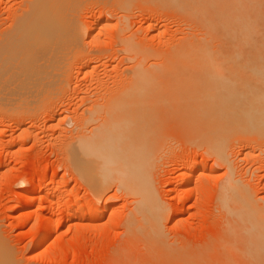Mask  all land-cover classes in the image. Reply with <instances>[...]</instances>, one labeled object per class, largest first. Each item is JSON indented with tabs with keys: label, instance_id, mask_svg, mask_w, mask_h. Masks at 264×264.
<instances>
[{
	"label": "rangeland",
	"instance_id": "374dc122",
	"mask_svg": "<svg viewBox=\"0 0 264 264\" xmlns=\"http://www.w3.org/2000/svg\"><path fill=\"white\" fill-rule=\"evenodd\" d=\"M159 1L161 0H131L130 3L127 2L128 5H124L125 2L123 0H76L74 1L75 3L72 2L74 3V6L71 3L72 11L74 9V16L72 15V20L76 19L75 22L77 21L79 26L82 25L84 27L86 35H84L82 38L78 49L72 53H69L71 56L67 55V57H69L67 60H65L66 65L64 64V71L66 73H63L67 76V79L65 81L63 80L64 84H61V81H59L62 79L61 77L55 79H59L57 82V84L60 83L57 86L58 88L55 87L57 84L53 82L54 86H51L52 90L49 88L46 93L40 94L39 91L44 90L45 88L43 86L44 82L39 81V83L33 85L32 89L29 91H25L23 88H19L20 90L13 89L15 86L9 84L6 81V77H2L0 74V104L2 105L3 99L10 96H13L15 100V104H13L14 106H12L10 109L9 107L11 106H6L5 108L4 104V108L0 107V246L2 250L6 252V258L9 256V261H5L4 263L129 264L133 263V261L137 258L140 259L142 255H145V253L147 255L152 254L151 251L154 252L153 254H163L165 251H178L177 253L185 255H187V252L190 251L188 254L194 253L195 255V253L198 254L199 251L203 252L204 249L208 248L210 244L219 240L218 234L222 239L224 238L226 240L228 238L227 234L229 236V233H226V229L220 233V228H227L232 222L233 218L236 217V212L223 213L220 209V201L218 200L217 195L220 187L222 185L224 186L227 181V178L224 176L225 168L223 166L214 164L213 156L208 154L211 148H207V141L206 144H204L199 142L200 138H198L199 141L197 140L198 142H195L194 137H197V133L201 135L200 131L202 132V129L198 131L199 129L197 130V128H195L198 131L196 132L194 127H192L190 122H188L190 121L188 120V117L190 118L191 113H189L188 116L186 115L188 111L185 109L187 104L185 102L187 100L184 102L183 99L185 97L183 95L186 94H183L181 97H179V100H177L178 98L175 92L180 91L176 88L179 84L178 80H181V84L186 82L183 85L186 87L185 85L187 82H190L188 79H192L196 76L201 78L200 75L204 76L206 72L207 75H209L210 72L206 70L207 68L205 69L203 67H196L197 70L196 68L193 70L199 72V75L194 71L193 75L189 78L187 77L188 79L186 81L185 76L189 70V68H187L188 63H186L185 65L187 66L186 68L188 70H186V68L185 70L187 73L183 70L185 65H177L178 68H175L177 66L173 65L172 67H174V71L171 75H175L168 79L167 77H169V75L165 77L166 73L162 72L163 68L159 67V65L162 64L161 66H163V62H165V66L163 67H166L172 63L169 62L170 59L173 60V57L171 58L172 55L168 54V57L170 56L168 62V58L166 59L168 48L170 45L174 46L179 43V39L182 38L183 31L186 33L187 31L192 32V26L194 25H192V19L187 17V20L184 18L185 16L182 15L181 11L177 12L173 8L161 6L162 1L160 3ZM22 3L23 0H0V54L5 36L3 34L8 32L9 28L7 27L11 25L10 22L12 20V13L15 12V10H18L20 8L19 5ZM118 5H122V7L127 8V11H121ZM148 23L155 25L152 31L147 28ZM86 27H89V29H86ZM187 28H190L191 30H188ZM190 33L188 32V34ZM218 37L219 36L217 35V41H215L216 43L218 41L220 42L221 40V37H219L220 39ZM122 40H124V42H122ZM215 42L214 46L216 49H218L219 47L217 46H219V44L221 45V42L219 44H216ZM127 44L130 45L129 47L132 46L131 48H133L134 51L130 52L131 48H128L126 52H122L124 45ZM128 50H130L129 53ZM135 52L137 53L134 55ZM138 53L140 54L138 55ZM141 54H143V56ZM126 57L133 58V61H130V59H127ZM140 57L141 62H143L142 59H146L145 62L141 63L142 65H138L140 62L137 60H140ZM155 61H160L157 62L159 68L154 66L157 65L154 63ZM136 62H138L137 65L135 64ZM230 64L234 67L230 68L232 66H227L225 64L219 71H222L220 72L222 74H220L221 77L224 73L228 76L229 80L225 79V81L228 80L230 84H227L226 86H233L234 94V89L237 88L239 92L240 88L238 89V87H241V85L237 84H240L241 80L243 81L247 78V75L245 74V79L239 78L240 81L237 82L236 80L239 79L235 76L239 77V75H236L234 71H236V68H241V70H243L245 73L246 70L247 72L249 71L248 69L252 65H244L243 68V65L240 66L237 64L239 67H236V63L233 65V63L230 62ZM135 65L138 67H135ZM139 66H143L144 68L142 69L146 68L150 72L149 74L152 76L150 79L155 78L156 80H159L160 78L161 82L158 81V84L163 82L162 84L164 87L167 83L164 91L166 94L170 91V94H173L174 96L172 98V96L169 94L172 100L171 98H167V95L165 98V94L163 93L164 91L162 89V94H160L159 90V94L155 92L154 95L152 94L147 97L144 96L146 98H143L144 100L142 99V95L144 94L136 96L137 98L128 94L129 97L131 96V98H135L134 101L131 100L130 103L127 102L128 100L130 101L129 97L127 101L124 99H119L129 104L126 108L128 112H124V106V110H122L124 112L123 121L127 122V126L126 124L124 125L127 128V132L129 131L128 133L130 136L133 134L131 131L134 132V137L131 136L134 139L131 138V141L133 139L134 141H132V144H136L132 146H137L139 148V145H142L141 142L143 141V145L146 144V150L145 148L144 150L146 153L149 152L151 154L148 156V154L145 153L146 156H148L146 157L144 156L145 154L141 153L143 154L141 158L146 157V159L149 158L148 161L151 160L148 162V164L146 161H142L143 163L146 162L144 167L149 165L147 168H143V170H145L144 172L146 173L144 176H147L146 182L150 185L148 187L152 189V191L150 189L151 192H149L150 194L153 193V196L156 195L157 201L159 200V202H161L160 206L164 209V213L167 212V218L164 219V221L159 220L162 227V235H160L158 238L151 237L153 241L148 240L151 239L150 237H148V239L145 238L146 240L142 238L143 234L141 233L142 230L140 227V222L138 223V218L135 214L134 207L136 204V199H138L139 196L134 197V194L132 191H130L133 194L131 196V193L127 191L128 189L124 187L121 189L120 186L113 184L108 189H106L104 193L95 195V197L89 192L86 183L77 177L76 170L73 171L74 168H70L71 165L68 162L72 158V152L70 150L72 140L74 141V138H76V135H79L80 132L82 135H84L82 136L83 138L85 137V134H87L86 137L91 136L88 135L90 133L96 134L97 131L93 130L96 128V125L98 124L97 129L99 128L100 130L101 125L105 124L103 121L106 122V120L109 119L107 118V115L110 113L107 114L108 109H106V107L110 108L108 111L110 112L111 109H113L112 103L115 101L116 103L113 104V106H115L114 110L118 111L117 108L119 107L116 108V104L119 100L116 101L118 98L115 97L120 94V92H128V90L129 92H132L137 90L136 92H132L136 93L135 95H137L139 90L135 87L137 85L136 82L135 84L132 82V84L135 85L134 90L126 89V87L130 84L129 82L132 81L131 78L134 77H131V75L134 74L132 72H135L134 68L141 69ZM170 66L171 65H169V67ZM182 66L183 69H181ZM132 67L134 68L131 69ZM247 67L248 69H246ZM191 68L193 67H190L189 72L191 71ZM201 68L202 71L204 69L203 72L200 71ZM225 69H227L229 73L234 72L235 76L233 73H231L233 75L228 74L227 70L225 72ZM252 69L250 67V70ZM158 70H161L160 72L164 74H159L160 76H158L157 74L160 73ZM142 71L139 72V74L142 73ZM192 71L190 74H192ZM147 72L146 74L149 76ZM201 72L202 74H200ZM212 72L211 74L213 75L216 73ZM240 72L243 74L242 71ZM250 72L251 71H249V73ZM136 73H138V71ZM139 74L134 75H137L138 77L144 75L142 73L139 76ZM161 75H163V79H166V81H169L170 79H172V81H174L173 79H178L176 81L177 85L175 86L173 84V86H175L173 88L177 90L173 89L168 81H162ZM207 75L206 77L209 79L210 77L215 78L219 75V73L218 75L215 74V77L212 75L208 77ZM64 76L62 77L64 78ZM232 76L234 79H232ZM249 76L250 78L248 77L249 80H247L250 82L251 78L253 79V77H251L250 74ZM142 77L143 76H141V78ZM206 77L204 76L205 79ZM224 77L225 76H223V79L220 80L223 81V83H225ZM128 79H130V81ZM156 80H154V82ZM199 80L200 79H198V81ZM209 80L211 82L212 80L215 81V79L212 78ZM232 80H234L235 85L234 83L232 84ZM247 80L241 84L246 83L248 86L249 82H247ZM150 81L152 82V80ZM172 81L170 80L171 84L173 83ZM198 81L196 83H198ZM202 81L204 82V80ZM202 81H200V84H202ZM217 81L218 79L215 81V83H217ZM121 82L123 84H121ZM138 82L139 78L137 80V83ZM213 82L211 83L212 85L207 84L209 86L211 85L210 87L213 88H207V85H204L207 88L205 90H213V84L216 85ZM253 82L255 83V81ZM253 82H251L252 85ZM112 83L118 85L112 86ZM168 83L171 87L168 85ZM196 83L194 84L196 85ZM188 84L187 86L189 87H187V92H189L188 90L190 87V89H193L192 86H190L191 84ZM160 85L161 84H159V86ZM217 85L216 87L218 89L219 87ZM256 85L258 84L256 83L255 86ZM156 86L158 91V85ZM168 86L169 88H167ZM183 86L178 87L182 88ZM194 87L196 90H199V88L197 89L199 86ZM252 87L248 86L243 90L247 88H251V90H253L254 88L252 89ZM105 88H108L106 89V92L103 90ZM221 89L223 90V88ZM228 90L230 91V88ZM237 90H235V92ZM95 91L97 95H94L96 94ZM122 93L121 97L120 95L118 97L122 98ZM250 93L253 94V92ZM188 94L192 95L193 93ZM124 95L127 94L125 93ZM124 95L123 97H125ZM160 95H163V99L161 97L159 98ZM249 96L250 94L247 95V101ZM24 98H28L29 101L22 103L21 99ZM251 98L252 97L250 96V99ZM191 99L189 97L187 101L190 104H192V102L189 101ZM196 99L199 101L200 97L199 99ZM242 99L243 98H239L240 101ZM193 100L195 99H192L191 101ZM214 100L217 101V98H213V101ZM246 100H243L244 103ZM109 101H111V104ZM243 101H241V103ZM94 102H97L100 107L96 105L95 109H98L97 113H92L94 116L89 114V116L88 113H86V109L87 107L89 108L92 106V103ZM216 104H219L218 101ZM231 104L233 105V103ZM221 105L222 104H220L219 107L216 106V108L221 110ZM237 105H240V103ZM239 107H241V105ZM99 108L101 110H99ZM244 109H246V107ZM114 110L111 111L113 115ZM217 111L215 112L218 113ZM126 114L129 116L127 115V117ZM87 115L96 122L93 123L91 120L90 122H87L90 124L84 125V131V128L82 129L81 125L83 127V122H85L82 121L84 119L83 116L88 118ZM99 117L102 121H100ZM126 117L128 118L129 123L128 120H125L127 119ZM113 119L116 120V117H113ZM114 120H112L111 117L110 121H112V123L117 121ZM81 121L82 124H80ZM91 122L94 124V126ZM120 125L122 126V122ZM189 125L196 133L195 134L192 132L190 133L191 135L189 134L191 137H193L194 141H189L192 140V138L189 139L190 136L188 133L193 131L192 129H189ZM124 126H122V129ZM88 127L89 129L92 127L93 128L88 131ZM104 127L105 126H103L102 129ZM81 129L83 131H81ZM188 130L190 131L188 132ZM142 131L143 133L139 134ZM211 133L212 132H210V134ZM199 134L197 135L199 136ZM137 135H139L140 138L144 135L145 136L143 137L144 139L138 141L137 139H139V136L137 137ZM204 135L205 134L203 133V136ZM237 137L235 141H229V144L227 143L226 145V156H228L230 165L233 167L234 178H236L239 184L243 183L242 186L245 190L247 189L246 191H248V194L253 195L254 198H263L260 202L264 206V155L262 153L264 152V145L257 146L254 143H252V145L250 143L251 141L249 142L248 139L239 140ZM206 138L208 139V136ZM232 139L234 140V137ZM148 140H150L152 143ZM209 143L210 145H207L212 146L211 142ZM147 144H149V146H147ZM150 147H152V149ZM207 149L209 150L207 151ZM151 150H154V152ZM139 151L141 152L140 148ZM139 151L137 152L138 154H135V156L138 155L140 157L141 154H139ZM259 153H262L261 158L260 156L259 158H254V156ZM251 154L254 156H251ZM143 158L142 160H144ZM182 159L188 161L186 164L187 166L189 165L188 168L185 165L181 167L177 166L178 164H176V162L178 160L181 161ZM139 160L141 159L139 158ZM194 161L198 164H195ZM190 162L198 166V170L196 168L193 173L190 172L192 168L190 167ZM143 163L141 164L143 165ZM140 170V176H142L141 174L143 172ZM98 173L99 170L96 169V174ZM72 176L74 178L71 181ZM55 177H59L61 179L51 182L50 180ZM148 177L150 178L149 182L147 181ZM140 179L138 178V183H141L142 179ZM183 181H185L187 185H183ZM142 182H145V180ZM139 185L146 187V185L143 183ZM59 186L60 188L65 187L64 189L66 191L62 190L61 192H56L55 194H47V188H59ZM182 188H187L189 191V198L187 200H185L181 194ZM167 191H169V194L167 198H165ZM69 193L75 194L74 198L71 196L70 201L68 200V195H70ZM227 196L230 198L229 195ZM67 200L68 202H66ZM217 201H219V206ZM93 202L98 205V209H96L95 212L92 210V214H98L97 216H100V219L97 218L96 220H93L91 217L94 215L88 217L87 214L85 215L88 217V219L86 216L82 219L77 217L76 212L79 210L84 211V213L87 212L86 203L89 205ZM185 205L190 207V209L188 211L185 210L184 212H181L182 214L180 213L179 217L176 219L177 221L174 222L172 211H174L176 208L180 209L182 206L184 208L186 207ZM65 207L66 209L72 210H68V213H66ZM44 217L49 218L50 220L52 219V222L50 223L51 226L49 224L41 223V219ZM127 226H129L130 230ZM37 238L42 239V244L38 250H36L34 247ZM140 238H142L141 242L139 240ZM128 240L133 241V243L130 241L131 244H133V247L131 244H128L130 243ZM143 242L145 243V245H143L145 248L142 246V244H144ZM146 243L148 245H146ZM149 244H156L153 245V247L155 250H157V252L151 245L149 246ZM165 246H167V248ZM148 248L150 250H148ZM147 251L150 253L148 254ZM183 251H185V253H183ZM4 252L1 251V253ZM1 253L0 255L2 256ZM3 256H5V253Z\"/></svg>",
	"mask_w": 264,
	"mask_h": 264
},
{
	"label": "bare ground",
	"instance_id": "6f19581e",
	"mask_svg": "<svg viewBox=\"0 0 264 264\" xmlns=\"http://www.w3.org/2000/svg\"><path fill=\"white\" fill-rule=\"evenodd\" d=\"M74 1H76V0H23V3L21 5H19L20 8L18 7L19 9L15 10V12L12 13V16H11L12 20L10 22L11 25L9 27H7V28H9L8 32L6 33L5 32L6 30H5L4 32L6 34H3L5 36H4V41L2 44V49H1V54H0L1 55L0 74L2 75V77H6V81L9 84L15 86V88H13V89L20 90L19 88H23L25 91H29L32 89L33 85L38 84L39 81H43L44 82L43 86L45 89L39 91L40 94H43V93H46L49 88H50V90H52L51 86L53 85V82H55L57 84V82L59 80V79L55 80L57 78L61 77L62 79L59 81H61L60 82L61 84L62 83L64 84L63 80L65 81L67 79V76L65 74H63L65 72L64 70H65V65H66L65 60H67L68 57L71 56V55H69V53H72V52L76 51V49H78L82 38L84 37V35H86V31L84 30V27L80 24L83 28L82 29L81 26L78 25L79 23H77V21L75 22L76 19L72 20L73 19L72 15L74 16V14H73L74 9L72 11L71 6H72V4L74 6V3H75ZM123 1L125 2L124 5H128V3H130L131 0H123ZM161 1H162L161 6H164V7L166 6V8L167 7L173 8L177 12L181 11L182 15L185 16L184 18L187 19V17H188V18L192 19V22H193L192 25H194V26L191 25L192 30H193L192 32L187 31V33H186L183 31L182 38L179 39L180 41L178 44H176L174 46L170 45L168 50L165 49L168 51L167 56H166V59L168 58L167 62L170 59V56L168 57V54L172 55L171 58L173 57V60L170 59V61H169V62H172L171 64H169V65H171L170 67H169V65H167L168 68H167V66L163 67V66H165L164 65L165 62H163V61H161V62H163V66H161L162 64L159 65V67L163 68V69L161 68L162 72L166 73L165 77L167 75H169V77H167V79H168L171 76L175 75V74L171 75V74H173V71H174V67H172L173 65L174 66L175 65L176 66L177 65H185L186 63H188V67L185 65L184 69H183V66L181 68L186 73H187L186 70H188L187 68H189V70H190L191 66L193 67V68H191V71L193 69H195L196 67H199V68L203 67L205 69L207 68L206 70L208 72H210V74L213 70H215L213 72L214 73L216 72L215 73L216 75H218V73H219L218 76H216L215 74L214 75L211 74L212 76H214V77L216 76V77L215 78H213V77L209 78V79H211V78L215 79V81L218 79L217 83H215L214 80H212V82L214 81L213 83H215L216 85L218 84L217 86L219 88L217 89L216 85L213 84L214 89L213 90L208 89V91L205 89L213 88V87H210L212 85L211 84L212 82L209 79H207V77H206L207 72L206 71H205L206 74L203 73V74H205L204 76L206 77V79L204 78L203 75H200L201 78L196 76L197 74L199 75V72H196L197 68H196V70L192 71V74H190L191 71L189 72V70H188L187 74L185 73L186 74V76H185L186 81L190 76L193 75L194 71L197 73L195 75L196 77H193L192 79H188V80H190V82L189 81L187 82V84L188 83L191 84L190 86H192V88L194 90L190 89L191 88L190 87L188 90L189 92H187L186 90H187V87H189V86H187V84H186L185 85L186 87H184L183 85L186 82L184 84H181L182 83L181 80L177 79L179 84H181V85H179V84L177 85L176 84L177 80H175V79H173L174 81H172V79H170L173 82L172 84H171L170 80L169 81L167 80V81L170 83L172 88L177 85L176 88L180 90L178 92L175 91L177 94L176 96L178 98V99L176 98L177 100H179V97H181L183 94L187 95V98H186V95H183V96H185L184 98L182 97L184 99V102H185V100L188 101L189 97H190V99L191 98L195 99L193 101H191L192 99L189 100L190 102H192V104L188 103L187 101L185 102V103H187L185 109L188 111L186 115L188 116L189 113H191L190 118L188 117V120H190L188 122H190L191 126L194 127V130H196L195 128H197V130L199 129L198 131H200L202 129V132L205 135L203 136V133L200 131L202 136L199 133H197V134H199V136H200L199 137L190 125L189 126L191 128L189 127V129L190 130L192 129L193 131L189 132L190 130H188V132H189L188 135L190 133L194 132L197 136V137H194L195 142L199 141L198 138H200L199 142H202L204 144H206V141H207V144L210 145L209 142H211L212 146H209L206 144L207 148H209V149L211 148L210 149L211 151L209 149H207V151L209 150L208 154L213 156L214 164H217L219 166H223L225 168L224 176L227 178L226 183L224 184V186L222 185L220 187V189L217 193L218 200L220 201V209L222 210L223 213L236 212V217L233 218L232 222L229 224V226L227 228H220L221 229L220 233L225 229H226L225 230L226 233H229V236L227 234L228 240L227 239L225 240L224 238L223 239L220 238V235L218 234L219 240L210 244L208 246V248L204 249L203 252L199 251L198 254L195 253V255H194V253L188 254V253H190V251H189V252H187V255H185V254L177 253L178 251L175 252V251H170V250H168L170 252L165 251L166 253L164 252L163 254L162 253L153 254L154 252H152V251H151L152 254H149L150 252L147 251L149 255H147L145 253V255H144L145 257L142 255L143 259H142V257H140L141 260L136 257L140 261H138L136 259L133 261V263H129V264H264V206L260 202L263 198H259V197L254 198L253 195L248 194V191H246L247 189L246 190L244 189V187L242 186L243 183L242 184L238 183L236 178H234L233 167L230 165L228 156H226V154H227L226 153L227 143L229 141H235L237 136H238L237 139H239V140L248 139L249 142L251 141L250 142L251 144L254 143L257 146H259V145L263 146L264 145V0H161ZM161 1H159V3ZM72 2H74V3H72ZM154 2H156V1H154ZM129 6H130V4H129ZM118 7L121 11H124V10L127 11V8L122 7V5H118ZM189 24H190V22H189ZM186 25H188V24H186ZM154 26L155 25L148 23L147 28L152 31ZM86 29H89V27L88 28L86 27ZM187 29L191 30L190 28H187ZM92 30H91V32H92ZM93 31H95V30H93ZM188 32L189 33L191 32V33L188 34ZM217 35L219 37H221V40H220L221 45L219 44L220 43L219 41L217 42L219 44V46H217V47H219L218 49H216L214 46V42L217 41L216 40ZM124 40H122V42H124ZM129 46L130 45H128V44L124 45L122 52L123 51L126 52V50L128 48L130 49L132 47V46L131 47H129ZM166 46H168V45H166ZM130 50H128V53H129V51L130 52L134 51L133 48H131ZM136 53L137 52H135L134 55ZM140 53H142V52H140ZM140 53H138V55ZM67 55H69V56L67 57ZM134 55H133V58H134ZM141 55L143 56V54H141ZM141 57H140V60H137L140 63L136 62L135 63L136 65H137V63H138V65H142L141 63L145 62L146 59H142L143 62H141ZM133 58H127V59H130V61H133ZM161 58H165V57H161ZM166 59H165V61H166ZM157 62H160V61H157ZM157 62L155 61L154 63L157 64ZM227 62H229V63H227ZM230 62H232L233 65H234V63H236V67L237 66L239 67V65L240 66L243 65V68H244V65H246V66L252 65L250 67H251V69L252 68L253 69L250 70V67H249V69L247 67L246 69H248L251 72L249 73V71L247 72V70L246 71L244 70L245 71V73H244L243 70H241V68L235 67L236 71H238V72H236V71H234V72L236 73V75H239V77H238V76H235L234 72L229 73V71L227 70V69L234 67L230 64ZM224 63L227 66H232L230 68L225 69V72L227 70L228 74H230V75L234 74V76L237 77L238 79L239 78L245 79L244 78L245 74L247 75V78L243 81L242 80L240 81V79L236 80L237 82L240 81V84H237V85H241V87H242V88L238 87V89L240 88L239 92L236 88V89H234V94H233V88L234 87L232 86V84L234 83V80H232V84H231L232 87L226 86L227 84H230V83L228 81L229 80L228 76L225 75V73L223 74V76L227 77V78L224 77V82L226 84L223 83V81H220L223 79L222 78L223 76L222 77L220 76V74H221L220 72H222V71H219V70H221L223 68V66L225 65ZM219 64H222V65H219ZM237 64H239V65H237ZM136 65H135V67H138ZM152 65H153V63H152ZM217 65H219V66H217ZM154 66L159 68L158 64L154 65ZM139 67H141V66H139ZM133 68L134 67H132L131 69H133ZM142 68H144V67L142 66L141 69H139V68L135 69L134 68L135 72L133 71L132 73L139 74V72L144 70V71H142V73L144 74V72L147 69L145 68L146 69L145 70ZM175 68H178V66ZM185 68H186V70H185ZM199 68H198V70H199ZM164 69H166V70H164ZM208 69H210V70H208ZM137 71H138V73H136ZM155 71H156V69H155ZM160 71L161 70H158V72H160ZM200 71H202V68ZM203 71H204V69H203ZM240 71H242L244 75ZM146 72L144 75H141L142 73L139 74V76L140 75L143 76L142 78H141V76L138 77L137 75H134V74L131 75V77L134 76L135 79H134V77L133 78L130 77L132 80V81H130V79H128L130 81L129 82L130 84L127 87L124 85L126 87V89L134 90L135 87L138 88L139 91H138L137 95H135L136 93H132V92H136L137 90L136 91L134 90L132 92H129V90H128L129 93L127 91L123 92V93L120 92V94H118L115 97V98H118V99H116V101L119 99H124L127 101L129 95H132L133 97L137 98L136 96L144 94V95H142V99H143V98L150 96L152 94L154 95L155 92H157V94H159V90H160V94H162V92L165 90L164 88L167 85V83L165 85V82H164V85H165L164 87L162 84L163 82L159 83V84H161L160 85L161 88H160V86L158 84V81L161 82L160 78H159V80L158 79L156 80L155 78H153L154 80L157 81V83H156V81L154 82L153 79H150V78H152L151 74H149L150 72L149 71L147 72L149 74V76H147ZM202 72L200 74H202ZM231 73H233V74H231ZM159 74H164V73L160 72L157 75L160 76ZM210 74L207 76L208 77L211 76ZM249 74L251 75V77H253V79L251 78L250 82L248 81L250 78ZM62 76H64V78ZM161 76H162V81H164V80L166 81V79H163V75H161ZM202 76H203V78H202ZM147 77H149V78H147ZM219 77H220V79H219ZM138 78H139V82H138L139 85L137 83ZM149 79L152 80V82ZM193 79H196L197 81H198V79H200V80L198 81V83H196L197 81L193 80ZM225 79H228V80H226L228 83L225 81ZM230 79H231V77H230ZM232 79H234L233 76H232ZM202 80H204V82ZM207 80H209V81H207ZM246 80L250 84V85L248 84L249 87L253 86L252 87V89L254 88L253 90H251V88L250 89L247 88L248 91H247V89L243 90L244 88L248 87L246 83L241 84L242 82H244ZM200 81H202L203 85L200 84ZM253 81H255V83ZM132 82H133V84H135V82H136L137 85L136 86L133 85ZM208 82H210V83H208ZM230 82H231V80H230ZM251 82H253V85ZM60 83H58L57 85L55 84L56 85L55 87H57ZM169 83H168V85H169ZM194 83H196V85ZM256 83L258 85L255 86ZM121 84H123V83L121 82ZM131 84L133 85L132 88H131V86H132ZM173 84L175 86H173ZM193 84H194V86H199V87H197V89L199 88V90H196V88L193 86ZM207 84H211V85L209 86ZM117 85H115V83H114L112 86H117ZM156 85H158V91H157ZM204 85L205 86L207 85L206 86L207 88ZM221 85H222V87H221ZM234 85H235V83H234ZM237 85H236V87H237ZM169 86L167 88H169ZM178 86H183V87L181 88ZM155 88H156V91H155ZM221 88H223V90ZM229 88H230V91L228 90ZM106 89H108V88H105L103 90H105V92H106ZM162 89H163V91H162ZM171 89H169V90H171ZM173 89H175V88H173ZM177 89H175V90H177ZM235 90H237V91L235 92ZM198 91H199V93H198ZM223 91H225V92H223ZM244 91H245V93H244ZM185 92H187V93H185ZM250 92H253V94ZM95 93H96V91H95ZM121 93H122V98H120ZM125 93L127 95H124ZM130 93H132V94H130ZM163 93L165 94V98H166V95H167V98H169V99L171 98L170 95L172 96V98L174 97L173 94H170V91L167 94L165 91ZM173 93H174V91H173ZM188 93H191V94L193 93V94L189 95ZM242 93H243V95H242ZM245 94H247V95L250 94V96L252 97L251 98L252 100L250 99V96H249L248 101H247L246 100L247 95H245ZM94 95H97V93ZM119 95H120V97H118ZM123 95L125 97L127 96L126 99H125V97H123ZM168 95H169V97H168ZM196 95H198V96H196ZM162 96L160 95L159 98L161 97L163 99ZM133 97L131 98V96H130L129 97L130 101L128 100L127 102L130 103L131 100L134 101L135 98H133ZM199 97H200V100L198 101L196 98L199 99ZM115 98H113V99H115ZM172 98H171V100H172ZM213 98H217V101L219 103L218 105L216 104L217 103L216 100L213 101ZM218 98L221 100H219ZM239 98L240 99L243 98L241 101L246 100V102H248V103H246V102L244 103V101L241 103ZM113 99H112V101H113ZM183 99H181V100H183ZM236 99H238V100H236ZM26 101H29V99L28 98L21 99L22 103L26 102ZM119 101L116 104V108L119 107V108H117L118 111L114 110L115 106H113V104L116 103L115 101H113V103H112L113 109H111V111L114 110V115L116 114L117 116L116 115L114 116L111 113V111L108 112L110 110V108L106 107V109H108L107 114L110 113L109 114L110 116L107 115V118H109L108 120H106L105 118L104 119L106 120V122H108V121L109 122L106 123L105 121H103L106 125L105 124L104 125L99 124V125H101V127L99 126L100 130H99V128L97 129V127H98V124H97L96 128H94L93 130H96L98 133L96 131H93V132H96V134L90 133L88 135H91V136H87L88 138L86 137L87 134H85V137L83 138L82 136H84V135H82V133L79 130V132L81 134L79 133V135H76V138H74V141L72 140V142H71V146H70L71 149L70 150L72 152V158H71V160L68 161L69 164L71 165V166L70 165L69 166H70V168H72V167L74 168V169L72 168L73 171L76 170L77 177L86 183V185L88 186L89 192L91 194H93L94 196L100 195V193H104L105 190L108 189L113 184L120 186L121 189H122V187H124V188L128 189L127 191H129V192L132 191V193L134 195L130 192L131 196L132 195L134 197L139 196L138 199H136V204L134 203L135 204L134 207H135V214L138 218V223L140 222V227L142 230L141 233L143 234L142 238H144V239L145 238L148 239V237H150V238L151 237L152 238L157 237L158 238V237H160V235H162L161 234L162 233V227L160 225L159 220L164 221V219L167 218V212L164 213V209L161 208V206H160L161 202H159V200L157 201L156 195L153 196V193L150 194L152 189L150 187H148L150 185L146 182L147 176L146 177L144 176V175H146V173L144 172L145 170H143V168L145 169V167H146V166L144 167V164L146 162L148 164V162L151 161V160L148 161L149 158L146 159V157H148L150 153L149 152L146 153V151H145L146 150V147H145L146 144L143 145V141L141 142L142 145H139L137 143L139 145L141 152L139 151V148L137 146H135V147L132 146V145L136 144V143L132 144V141H134L133 140L134 139L133 138L134 132L131 131V133H133V134H131V136H133V137H131L128 133L129 131L127 132V130H126L127 128L124 126L125 124L127 126V122L123 121L124 120L123 114H124V112L125 113L128 112V110L126 108L129 104H127V102H125V101L123 102V100H119ZM158 101H160V100H158ZM222 101H223V103H222ZM109 103L111 104V101H109ZM185 103H184V105H185ZM224 103H225V105H224ZM231 103H233V105ZM239 103H240L242 109H241V107H239L240 105H237ZM3 104L5 105L4 106L5 108H6V106H8V107L11 106V107H9V109L12 108V106H14L13 104H15L14 97L10 96L8 98L3 99ZM3 104L2 105L0 104L1 105L0 107H3ZM124 104H127V105H124ZM220 104H222L221 110L219 108L218 109L216 108V106L219 107ZM242 104H243V106H242ZM96 105H98L97 102L92 103V106H90L89 108L87 107L86 113H88V115L90 114L91 116H94L92 113L95 114L98 111V109L97 110L95 109ZM118 105H120V106H118ZM98 106H97V108H98ZM123 106H124L125 110L123 109ZM214 107H215V110H214ZM245 107H246V109H244ZM162 108H164V107H162ZM122 109L124 110V112ZM99 110H101V109L99 108ZM217 110H219V111H217ZM213 111H214V113H213ZM215 111H217L218 113H216ZM120 113H122V114H120ZM88 115H87L88 118H85L86 116H83L84 119L83 120L81 119L82 121H85V122H83V127L81 125L82 129L84 128V125L90 124V123H87V122H90V120L93 121V123L96 122V121H94V119L92 120L91 117H89L90 115L89 116ZM127 115L128 114H126V116ZM111 117H112V120H114L113 117L114 118L116 117L117 121L116 120H114V121H116L117 123L116 122L112 123V121H110ZM96 119H97V117H96ZM125 120H128V118ZM148 120H152V119H148ZM82 121L80 124H82ZM100 121H102L101 118H100ZM121 122H122V126H124L123 129H122V126L120 125ZM128 123H129V120H128ZM92 124H91V126H92ZM187 124H189V123H187ZM93 126H94V124H93ZM103 126H105V127L102 129ZM82 129H81V131H83ZM91 129H89V127H88V131H90ZM197 130H196V132H198ZM84 131H85V128H84ZM86 132H87V130H86ZM210 132H212V133L210 134ZM141 133H143V131L140 132L139 134H141ZM235 134H236V136H235ZM138 136L139 135H137V137ZM144 136H142L141 138L139 136V139H137V140L139 141V140L144 139L143 138ZM207 136H208V139L206 138ZM203 137H205V138H203ZM233 137H234V140L232 139ZM131 138H133L132 141H131ZM147 138H149V137H147ZM190 138H192V140H189V141H194L193 137L190 136L189 139ZM202 138L204 141L202 140ZM150 140H148V141H150ZM148 141H147V143H148ZM147 146H149V144H147ZM141 147H142V149H141ZM152 147H150V148L152 149ZM144 148H145V150H144ZM143 150H144V152H143ZM138 151H139V154H141V153L145 154L146 153V154H148V156H146V154H145L144 156H146V157H144V158L142 157L144 159V160H142L141 156L143 154H141L140 157L138 155L135 156V154H138L137 153ZM151 151L154 152V150H151ZM210 152H211V154H210ZM262 153L264 155V152H262ZM262 153H259L255 156L251 154V156H254V158H259V156H260V158H261ZM137 156H138V158H137ZM139 158L141 160H139ZM138 160L140 163L138 162ZM142 161L143 162L146 161V162L143 163ZM141 163H143V165ZM187 163H188V161L185 159H182L181 161L178 160L176 162V164H178L177 165L178 167H181L184 165L187 166L186 165ZM195 164H198V163L195 162ZM195 164L191 163L190 167H192V168H191L190 172H192V173L196 168L198 170V166H196ZM148 166L149 165H147V167ZM188 166H187V168H188ZM96 169L99 170L98 174H96ZM138 169L139 170L141 169L140 171L143 172L141 175L144 177V179L142 176H140V172ZM73 175H74V173H73ZM140 177H141L142 181L145 180V182L141 181V183L146 185V187L149 190L145 186H144L145 187V189H144L143 185H139V184H141V183H138L139 182L138 178L140 179ZM73 178L74 177L72 176L71 181ZM60 179L61 178H59V177L58 178L55 177V178H52L50 181L55 182V181H58ZM149 180H150V178L148 177L147 181L149 182ZM48 182H49V180H48ZM182 184L187 185L185 181H183ZM64 188L65 187L60 188V186H59V188L50 187V188H47L46 192H47V194H55L56 192L58 193V192H61L62 190L64 191L65 190ZM118 189H120V188H118ZM150 189H151V191H150ZM69 194L70 195H68V200L70 201L71 196H72V198H74L75 194L74 193H72V194L69 193ZM168 194H169V191L166 192L165 198H167ZM181 194L183 195V198L185 200H187L189 198V191L187 188H182ZM227 195H229L230 198ZM68 200L66 202H68ZM219 201H217L218 206H219ZM86 204H87V206H86L87 212L84 213V211L79 210L78 212H76L77 217L82 219V218H85V216H86L85 214H87L88 217L94 215L93 217H91V218H93V220L94 219L96 220L97 218L100 219L101 217L99 216L100 217L99 218L97 216L98 214L97 215L92 214L93 213L92 210H94V212H95L96 209H98V205L94 202L92 204H89V205H88V203H86ZM62 206H64V205H62ZM183 206L180 209L176 208L174 211H172L174 222L177 221L176 219H177V217H179V214L181 212H184L185 210L188 211L190 209V207H187L186 205H185L186 207H184V208H183ZM65 209H66V207H65ZM68 210L69 209H66V213H68ZM71 210H69V211H71ZM88 217H87V219H88ZM51 220L49 218L44 217L41 219V223H45V224L50 225V223L52 222ZM133 220H134V218H133ZM135 221H137V220H135ZM127 227L129 228V226H127ZM129 230H130V228H129ZM47 231H49V230H47ZM137 231H139V230H137ZM129 235H131V234H129ZM137 236H139V235H137ZM142 238L139 239L140 242H141ZM152 238L148 239V240H152ZM36 240L37 241H36L34 247L36 250H38L42 244V239L37 238ZM130 241H132V240H130ZM132 243H133V241H132ZM153 243H155V242H153ZM128 244H131V242ZM151 244H149V246ZM156 244H153V245H156ZM132 245L133 244H131V246ZM143 245H145V243L142 244V246ZM146 245H148V244L146 243ZM153 245H151V246L153 247ZM165 247L167 248V246H165ZM143 248H145V247L143 246ZM149 248H148V250H150ZM153 249H154V247H153ZM0 250L2 252H4L1 248V246H0ZM146 250H147V248H146ZM181 250H183V249H181ZM1 251H0V253H1ZM155 251L157 252V250H155ZM4 253H5V256H3ZM4 253H1L2 256L0 255L1 256L0 257V260H1L0 263L1 264L2 263L7 264L8 262H6V263H4V262L9 261V259H8L9 256L6 258V252H4ZM183 253H185V251H183ZM7 255H8V253H7ZM4 257H5V259H4ZM10 261H11V258H10ZM11 263L12 262H10V264Z\"/></svg>",
	"mask_w": 264,
	"mask_h": 264
}]
</instances>
